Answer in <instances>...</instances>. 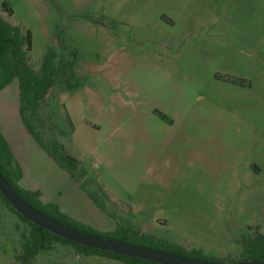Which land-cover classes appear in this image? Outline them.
Listing matches in <instances>:
<instances>
[{"label": "rangeland", "instance_id": "374dc122", "mask_svg": "<svg viewBox=\"0 0 264 264\" xmlns=\"http://www.w3.org/2000/svg\"><path fill=\"white\" fill-rule=\"evenodd\" d=\"M3 1L1 17L30 32L33 69L54 47L82 77L51 86L42 105L67 132L57 139L82 188L31 138L24 180L78 214L92 206L106 223L239 260L235 240L264 233V0ZM16 104L13 79L0 90L4 117ZM25 229L0 200V264H21ZM31 264L125 263L53 242Z\"/></svg>", "mask_w": 264, "mask_h": 264}, {"label": "trees", "instance_id": "16d2710c", "mask_svg": "<svg viewBox=\"0 0 264 264\" xmlns=\"http://www.w3.org/2000/svg\"><path fill=\"white\" fill-rule=\"evenodd\" d=\"M0 6L4 8L8 15L11 14L6 2H1ZM30 46L31 36L29 30L22 31L21 27L12 25L0 15V90L11 80H16L17 115L20 123L37 146L56 166L78 182V178L83 177L84 171L79 167L78 161L65 151L57 139V136L60 137L67 132L64 133V130L60 127L56 114H54L53 119H50L43 115L42 111V105L46 103L45 94L51 86L60 83L63 91H69L81 84L82 77H79L75 71L76 57L71 53V57L68 59L58 58L54 47H48L41 56L38 69L35 70L28 63L27 54ZM65 119L70 127L69 118L66 117ZM51 123L54 124L56 131L51 129ZM74 171H77V173ZM0 173L13 190L33 208L51 219L79 231L192 259L217 262L235 260L227 258V256L216 257L213 254L203 252L200 248H185L181 244L143 232L132 225L117 224L115 222L112 229L99 231L60 211L54 203L41 202L37 190L26 189L18 184L21 170L1 131ZM79 186L82 188L81 182ZM90 199L96 206L102 207L96 200ZM0 200L11 212L16 214L26 227L25 232H20L19 246L17 247V252L13 254V258L21 264H31L38 253L49 250L53 242L69 244L77 253L85 256L95 254L115 259L125 264H159L68 241L24 218L4 200L1 194ZM246 228L249 230L251 227L248 226ZM235 242L241 247L238 259H255L264 262V233L258 232L256 228H253L252 234L240 235Z\"/></svg>", "mask_w": 264, "mask_h": 264}, {"label": "water", "instance_id": "95a60500", "mask_svg": "<svg viewBox=\"0 0 264 264\" xmlns=\"http://www.w3.org/2000/svg\"><path fill=\"white\" fill-rule=\"evenodd\" d=\"M0 194L17 213L22 215L30 222L53 233L56 236L84 246L112 251L114 253L144 259L159 264H264L263 261L255 259H239L228 262L192 259L79 231L53 220L50 217L44 215L42 212L33 208L13 190L1 173Z\"/></svg>", "mask_w": 264, "mask_h": 264}, {"label": "crops", "instance_id": "0c3cea01", "mask_svg": "<svg viewBox=\"0 0 264 264\" xmlns=\"http://www.w3.org/2000/svg\"><path fill=\"white\" fill-rule=\"evenodd\" d=\"M16 107H17V104H16ZM11 118L12 119L9 120L7 117H4V115L0 109V131H1V134L3 135L4 139L6 140L8 146H9V148H10V150H11V152H12V154H13V156H14V158H15L16 162L18 163L19 168L21 170V176L18 180L19 185L23 188H26V189L37 190L39 192V198H40L39 200L40 201L50 202V201H48V199H49V196H48L49 190L48 189H46L44 186L39 187L37 184H34L33 182H28V181L24 180L23 176H24L25 170H23V169L27 168L28 165H27V163H25L26 166H24V162H23L24 160H22V155L20 152V150L22 149L21 142L24 143L23 149H25L26 142L31 137L27 133V131L24 129L22 124L20 123L18 115H16L15 117L12 116ZM36 148H39L37 146V144L35 145V150H36ZM28 173L29 174L31 173L30 175L33 176V172L31 170H30V172L28 171ZM43 191L46 194H43ZM50 203H54L60 211L66 213L67 215H69L73 219L81 221V222H83L89 226H95L97 228H100V227L106 228L107 227L108 229L111 228L112 226L114 227V225H112L111 223L104 222L102 220V218L100 217L99 213H97L92 208V206L90 208H87L86 211L79 212V214H78L77 210H75L72 206L68 207L64 202H50Z\"/></svg>", "mask_w": 264, "mask_h": 264}]
</instances>
